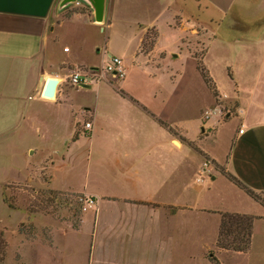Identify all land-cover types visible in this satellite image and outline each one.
I'll use <instances>...</instances> for the list:
<instances>
[{"label":"crops","instance_id":"1","mask_svg":"<svg viewBox=\"0 0 264 264\" xmlns=\"http://www.w3.org/2000/svg\"><path fill=\"white\" fill-rule=\"evenodd\" d=\"M109 56L121 59V79L72 88L70 75ZM187 64L210 99L192 125L150 100L161 96L162 76L176 86ZM200 68L220 99L236 101L234 116L223 117ZM51 78L53 100L42 95ZM94 85L103 116L84 112V136L76 125L61 164L49 156L38 165L47 190L74 198L80 214H29L45 236L17 228L10 243L5 233L0 264H264V207L225 175L264 193V0H105L100 23L90 0H0V144L26 123V151L38 153L26 94L64 108L73 91ZM205 161L215 170L203 173ZM38 168L27 181L39 182ZM86 198L95 206L83 211ZM222 214L255 218L246 252L217 246Z\"/></svg>","mask_w":264,"mask_h":264},{"label":"rangeland","instance_id":"2","mask_svg":"<svg viewBox=\"0 0 264 264\" xmlns=\"http://www.w3.org/2000/svg\"><path fill=\"white\" fill-rule=\"evenodd\" d=\"M154 37V32L147 35L144 43L145 48L151 46ZM189 40L196 48L193 51L194 55L199 58L203 53L202 47L198 45L200 40L194 36ZM186 69L182 78H178L176 86L171 84V76H162L164 79L158 82L160 84L158 94L161 96L155 99L151 97L150 100L154 107L165 112L169 111L172 119L181 122V124L192 125L197 119L199 111L203 112L210 99L201 88L200 76L192 73L190 64L186 65ZM112 81L108 78L101 82V87H106ZM95 89L96 85L92 86L91 90L73 91L64 108L36 98L30 101L27 97L31 96V93L23 97L29 105L25 107V111H29L36 118L35 141L39 149L37 154L27 153L28 140L23 134L24 127L27 126L26 123L19 124V131L15 137L4 139L0 144V260L3 259L7 249L5 233L10 243H13V236L17 233V228L27 238L34 236L35 233H39L42 237L45 236L44 231L40 232L28 222L29 214L52 215L53 217H59L62 212H68L75 216L80 214V204L74 198L61 196L47 190L43 182L48 181V174L42 168L39 169L38 165L49 156H53L56 160L59 159L57 163L61 164V156L65 155L67 147L72 142L76 125H78V134H82L81 125L84 121L90 120V115L84 114V112L93 109L99 111V115L103 116V110L99 108L94 93ZM171 91L174 92L173 95ZM177 95L179 96V107L171 112V104L175 102ZM216 100L224 118L236 114L235 100H222L218 93ZM23 110L24 108L21 106V114H23ZM79 145L83 147L84 142ZM45 165L47 163H42V166ZM36 168H38L36 179H39V182L27 181ZM258 197L264 202V194H258Z\"/></svg>","mask_w":264,"mask_h":264},{"label":"trees","instance_id":"3","mask_svg":"<svg viewBox=\"0 0 264 264\" xmlns=\"http://www.w3.org/2000/svg\"><path fill=\"white\" fill-rule=\"evenodd\" d=\"M200 73L204 82L211 90L213 96L216 98L217 92L212 84L211 79L202 68H200ZM159 123L163 127L167 128V125L165 123L160 121ZM168 130L172 132L171 129ZM77 138H78V134H75L74 140H76ZM225 175L230 181L236 184L239 188L245 191L252 199H254L256 202H258L260 205L264 207V202L259 199L258 193L251 191L231 175L229 174H225ZM259 194H264V193H259ZM254 220H255L254 217L247 215L222 214L217 246L225 250L246 252L250 246L252 225Z\"/></svg>","mask_w":264,"mask_h":264},{"label":"built area","instance_id":"4","mask_svg":"<svg viewBox=\"0 0 264 264\" xmlns=\"http://www.w3.org/2000/svg\"><path fill=\"white\" fill-rule=\"evenodd\" d=\"M123 77L122 71V61L120 58L115 56H109L107 63L97 69H92L88 73L81 75L80 73H73L69 77V84L72 87H82L83 85L91 84L94 82H98L101 80H107L108 78L112 80L121 79ZM58 87V86H57ZM84 128L86 130L91 129L90 123H85ZM244 131V127L241 126L238 133L242 134ZM211 170H215V166L210 161H205L203 163L202 172L203 173H210ZM82 207L83 211L91 209L95 206V201L92 198H86L82 200Z\"/></svg>","mask_w":264,"mask_h":264},{"label":"water","instance_id":"5","mask_svg":"<svg viewBox=\"0 0 264 264\" xmlns=\"http://www.w3.org/2000/svg\"><path fill=\"white\" fill-rule=\"evenodd\" d=\"M77 0H64V3L75 2ZM94 6L95 20L97 22L103 21V12H104V2L105 0H90ZM58 86V80L55 78L49 79L44 87L42 95L45 98L52 99L55 98L56 90ZM82 88H88L87 85H83Z\"/></svg>","mask_w":264,"mask_h":264},{"label":"bare ground","instance_id":"6","mask_svg":"<svg viewBox=\"0 0 264 264\" xmlns=\"http://www.w3.org/2000/svg\"><path fill=\"white\" fill-rule=\"evenodd\" d=\"M49 78V77H48Z\"/></svg>","mask_w":264,"mask_h":264}]
</instances>
